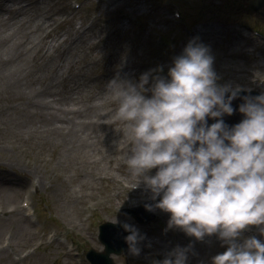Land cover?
Returning a JSON list of instances; mask_svg holds the SVG:
<instances>
[{"label":"clouds","instance_id":"clouds-1","mask_svg":"<svg viewBox=\"0 0 264 264\" xmlns=\"http://www.w3.org/2000/svg\"><path fill=\"white\" fill-rule=\"evenodd\" d=\"M214 59L193 37L166 74L161 65L138 80L108 82L128 133L130 188L143 183L155 201L145 208L170 213L166 230L199 241L216 235L227 245L212 264H264V239L243 236L257 226L264 237V92L241 96L240 85L219 83ZM238 97L243 102L234 109ZM237 110L243 119L229 126L224 117ZM122 227L138 255L145 237L134 225ZM190 247L177 246L159 264H187Z\"/></svg>","mask_w":264,"mask_h":264},{"label":"rangeland","instance_id":"rangeland-1","mask_svg":"<svg viewBox=\"0 0 264 264\" xmlns=\"http://www.w3.org/2000/svg\"><path fill=\"white\" fill-rule=\"evenodd\" d=\"M69 0H43L41 3L44 5L41 9L43 13L51 12L57 6H62L64 2L67 3ZM70 9L74 10L73 14L76 16L75 20L84 22L86 17H89L90 21L94 16L88 15V13L93 10L95 6L98 9L99 14L105 20H99L95 25L82 36L81 39L74 45L73 50L66 57L67 64L65 68L61 69L58 74L59 78L54 83L53 89H57V94L55 97L60 103L72 104L76 102V106H83L88 104V99L93 100V94L98 91L106 92L103 88H100V83L92 82L90 77L92 73H97L100 70H106L109 73H114V66H121V63H133L130 69L129 78H124L123 73L120 71L118 74H114L115 78L119 77L121 79H136V75H140L143 68H145L148 61H150V49H149V38L151 28H161L166 27L165 18L167 17V5L168 0H114L112 3L110 0L106 2H101L100 0L92 1V5L85 3L82 9L78 10L71 4ZM247 0H176V2L182 6L185 15L189 19L193 27L196 28V34L193 37H198L201 42L208 45L211 50V54L214 56V69L217 72L221 84H232L240 85L244 87H251V84L256 85L254 78L259 80V85L264 84V53H258L256 48L252 45H244L247 43L249 35L251 32L247 30L245 25L247 23L259 27L264 31V7L258 11V13L251 14L244 11ZM167 4V5H166ZM52 7L48 9L49 6ZM105 8V9H104ZM104 9V10H103ZM121 11H127L128 14L140 15L143 17V22L136 25L134 21H131L126 16L121 15ZM29 12L36 14L34 9ZM32 14H26L33 16ZM108 19V20H107ZM71 27V25L69 26ZM200 31L203 33L200 34ZM245 36L243 37V33ZM167 37L172 39L174 47L172 51L171 61L175 56L182 53L184 47L188 41L192 38L185 39L181 37L183 33L179 28L167 29ZM238 39V44L244 48V51H252L256 55V60L252 62H247L239 57H237L234 52L237 53L236 46L234 43ZM84 45V47L75 46ZM234 47V48H233ZM242 52V51H241ZM107 54H109L107 56ZM104 57L102 61L99 60ZM117 57V59H114ZM73 63V64H70ZM169 62V61H168ZM165 62V63H168ZM255 62V63H253ZM261 62V63H260ZM86 63V68L82 69ZM263 63V64H262ZM140 68H142L140 70ZM38 69V68H37ZM36 71L30 73L31 83L28 88H50L52 87V82L55 76L51 80V84L45 87L44 81L49 80L47 76L51 70L49 67L43 68L42 73ZM137 73H135V71ZM70 73V77H65L63 74ZM111 76L108 77L105 82L108 84ZM103 81H101L102 83ZM36 84L39 87H34ZM1 85V84H0ZM3 86V85H2ZM259 92H264V89H259ZM69 94L76 95L79 98L77 100L70 99ZM40 95V94H38ZM112 96V94H110ZM22 97L12 93L10 95L5 89L0 88V179L1 181L12 182L11 191L0 190V210L2 207H6L13 201L16 202L20 199L22 193V188L18 186L17 182L22 180V184H25L27 178L31 177L33 173H29L26 167H33L32 162H37L40 165V171L47 177V168L50 169V173L56 176L54 186L46 191L41 189L37 195V201L40 202V206L43 208L44 216L49 212L53 211L56 216L51 215V222L58 226L64 220L69 222H75L80 220V216L77 214V208L86 200V198H79L78 195L81 192H87L91 189L93 185L92 175L100 168V166L91 165L90 170L87 171L85 167L87 165L85 159L91 155L90 153H82L77 155L79 161L76 162V154L69 155L67 157H58L59 151L54 150V144L49 140V135L46 133L47 129H41V131H30L29 128H23L20 122H15V120L22 121L29 125V121L33 120L35 123L44 124L41 122L43 119L39 115H34L27 112L24 109V103H22ZM110 107L108 102L104 103L99 107L98 110H92V115L98 113L100 109ZM11 119V120H10ZM93 126V127H91ZM91 127V128H90ZM90 130L94 132H103L105 128H102L93 122L89 126ZM109 128V127H108ZM119 126H117V129ZM113 129L110 127L109 130ZM115 131L117 130L114 128ZM21 130V131H18ZM46 133V134H45ZM93 144L97 146L100 142L103 143L101 136L93 134ZM118 140H111L103 145V148L107 149L112 146L113 143L119 142ZM61 140V139H59ZM62 141V140H61ZM108 150V149H107ZM119 159L124 158V154L118 155ZM4 161H8L9 164H4ZM11 162L15 163L16 166L12 168ZM58 162V164H56ZM70 162V163H69ZM64 163H69V165L64 166ZM85 165V166H83ZM24 170V172L22 171ZM25 174L26 179H25ZM28 176V177H27ZM73 199L74 212L70 213L68 210L62 211L58 206L59 201H63L65 198ZM59 198V200H57ZM47 202V204H46ZM52 212V213H53ZM105 214V213H104ZM0 215L5 216L9 219H0L4 222L0 229V264H24L22 259L16 260L15 255L21 254L19 248L25 246L24 241L30 233H32V226L28 227L29 232L25 235L20 234V230L15 228L10 223H16L23 219L21 212L17 211L12 214H4L0 212ZM123 216L120 215V218ZM11 230L13 236H15V241L11 242L6 247L2 246L1 237L7 231ZM60 228L57 230L58 238L61 234ZM24 233V232H22ZM62 236V235H61ZM172 239V237H171ZM154 250L151 252L146 250L140 251L138 255L130 253L127 255V260L123 258H118L119 264H138V259L140 256L147 257L156 256L155 252H164L168 249H159L158 244L154 242ZM188 243L186 246H189ZM191 246V245H190ZM61 248H58L57 244H51L50 246L44 248L39 254L34 256V264H72L68 259H62L60 262L55 261V255L59 254ZM142 250V249H141ZM44 254V255H43ZM136 257V259L133 258ZM130 262V263H129ZM140 264V263H139Z\"/></svg>","mask_w":264,"mask_h":264},{"label":"bare ground","instance_id":"bare-ground-1","mask_svg":"<svg viewBox=\"0 0 264 264\" xmlns=\"http://www.w3.org/2000/svg\"><path fill=\"white\" fill-rule=\"evenodd\" d=\"M7 1L10 4L7 3L6 5ZM23 1L27 0H0V11L7 13L6 16L3 14L0 15V88L5 89L10 95L15 93V95L23 97L30 102L31 98L29 92L24 88V86L31 83L30 78L27 77L26 71L35 64L50 65L45 59L51 56L53 57V53L56 50L66 49L69 39L73 38L75 33L79 32L80 28L74 27L72 31H66L65 36L54 38L53 42H49L47 38L53 35V32H51L49 28L52 27L53 23L50 19H47L43 11L40 10H38L40 13L36 14L37 17L35 21H32L33 17H28V15L18 17L17 13L19 10L23 9L24 11L30 3L28 1V3L24 4L22 3ZM202 33L203 32L200 31V34ZM46 46L47 49H45ZM235 46L236 49L238 48L237 51H241L242 46L238 44V40L234 43V47ZM76 47L83 48L84 45L75 46L74 50L77 49ZM59 59L62 58L60 57ZM54 65L61 66L62 62H56ZM131 66L132 64L130 63V65L123 64L121 67L126 77L127 71L130 70ZM251 87L257 88V86L253 84H251ZM36 108L39 109L40 115L45 119L44 124H37L35 121H30V125L19 120H15V122H20L23 128H29L30 131H39L40 129L50 130L54 135L53 138L49 140L54 143V137H56L58 126L64 120V109L56 104L52 106V111H48L47 108L44 109L40 105L36 106ZM101 115H106L104 117L108 125H111V123H121L117 117L110 118L105 113H101ZM102 122L105 123L104 120ZM76 125V129L82 132L77 135L78 140H81L77 142L70 137L68 138L67 145L63 147L56 146L57 151L60 152L59 157H67L74 154L79 155V153L89 152L90 148H93V140L91 139L93 134L88 127L86 128L85 121L78 120ZM100 127L105 126L102 125ZM99 134L100 136H104L101 132H99ZM57 200H59V198H57ZM74 203L75 201L73 199L70 200L67 197L63 201L60 200L58 206L61 207L60 209L62 211L68 210L73 214ZM3 224L4 222L0 221V229ZM19 229L21 233V225H19ZM142 231L144 232V230ZM257 238L264 239L262 236H258ZM166 247H168V244H166Z\"/></svg>","mask_w":264,"mask_h":264},{"label":"water","instance_id":"water-1","mask_svg":"<svg viewBox=\"0 0 264 264\" xmlns=\"http://www.w3.org/2000/svg\"><path fill=\"white\" fill-rule=\"evenodd\" d=\"M263 3H264V0H257L256 4L253 5V9H254V10H257V9H258ZM253 94H254V93H253ZM254 95H257V94L255 93ZM252 96H253V95H252ZM242 102H243L242 99L237 98V99L234 101V103L232 104L233 107H234V109H238L239 104H241ZM242 119H243V114L239 113L238 110L235 111L233 115H231V116H227V115H226V116L224 117L225 122H226L229 126L234 125V124H236V123H239ZM213 122H215V121L212 120V119H209V121H208L209 124H211V123H213Z\"/></svg>","mask_w":264,"mask_h":264}]
</instances>
